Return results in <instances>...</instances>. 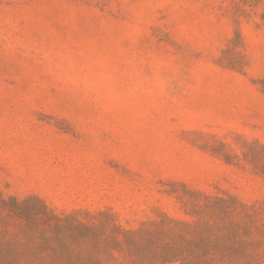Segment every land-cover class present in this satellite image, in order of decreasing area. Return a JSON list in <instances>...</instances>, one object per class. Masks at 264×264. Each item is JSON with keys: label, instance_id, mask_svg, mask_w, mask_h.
I'll use <instances>...</instances> for the list:
<instances>
[{"label": "rangeland", "instance_id": "obj_1", "mask_svg": "<svg viewBox=\"0 0 264 264\" xmlns=\"http://www.w3.org/2000/svg\"><path fill=\"white\" fill-rule=\"evenodd\" d=\"M263 13L264 0H0V190L126 227L185 217L173 182L263 201L246 157L264 147Z\"/></svg>", "mask_w": 264, "mask_h": 264}, {"label": "trees", "instance_id": "obj_2", "mask_svg": "<svg viewBox=\"0 0 264 264\" xmlns=\"http://www.w3.org/2000/svg\"><path fill=\"white\" fill-rule=\"evenodd\" d=\"M246 157L264 176V147ZM167 192L185 217L161 211L126 227L110 210L82 217L57 212L38 195L0 190V264H264V200L185 182Z\"/></svg>", "mask_w": 264, "mask_h": 264}]
</instances>
